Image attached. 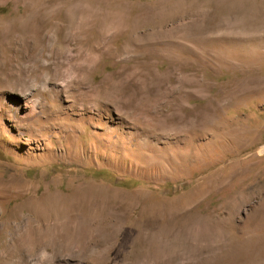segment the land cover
I'll return each mask as SVG.
<instances>
[{"label": "rangeland", "instance_id": "1", "mask_svg": "<svg viewBox=\"0 0 264 264\" xmlns=\"http://www.w3.org/2000/svg\"><path fill=\"white\" fill-rule=\"evenodd\" d=\"M0 264H264V0H0Z\"/></svg>", "mask_w": 264, "mask_h": 264}, {"label": "bare ground", "instance_id": "2", "mask_svg": "<svg viewBox=\"0 0 264 264\" xmlns=\"http://www.w3.org/2000/svg\"><path fill=\"white\" fill-rule=\"evenodd\" d=\"M129 18V17H128ZM132 20V19H131ZM134 20V19H133ZM247 50L251 51L253 50L251 46H248ZM91 255V254H90Z\"/></svg>", "mask_w": 264, "mask_h": 264}]
</instances>
